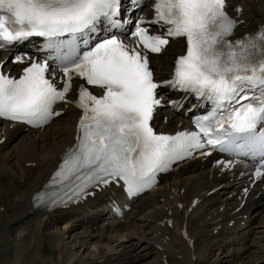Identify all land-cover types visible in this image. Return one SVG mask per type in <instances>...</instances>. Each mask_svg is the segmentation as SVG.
Returning a JSON list of instances; mask_svg holds the SVG:
<instances>
[{"label": "snow or ice", "instance_id": "1", "mask_svg": "<svg viewBox=\"0 0 264 264\" xmlns=\"http://www.w3.org/2000/svg\"><path fill=\"white\" fill-rule=\"evenodd\" d=\"M225 5L226 0H155L153 18L136 22L129 44L115 32L94 43L90 39L102 22L120 26L121 0H0V49L44 37L64 77L58 88L55 77L49 78L47 59L16 56L13 63L31 61L19 78L4 73L0 64V117L42 127L61 115L53 105L66 102L73 74L103 89L97 96L79 87L76 106L83 114L76 143L52 177L51 184L59 186L48 197L52 206L114 180L133 192L151 187L158 171L206 148L250 157L255 179L264 178V26L229 39L238 22ZM145 25L165 31L151 33ZM64 36L68 39H59ZM179 37L186 39V53L177 57L172 78L159 83L148 54L160 53L169 38ZM162 86L211 103L208 114L194 121L195 130L154 131L150 122L162 102L157 96ZM217 163L232 166V161ZM38 198L44 201L43 194Z\"/></svg>", "mask_w": 264, "mask_h": 264}, {"label": "bare ground", "instance_id": "2", "mask_svg": "<svg viewBox=\"0 0 264 264\" xmlns=\"http://www.w3.org/2000/svg\"><path fill=\"white\" fill-rule=\"evenodd\" d=\"M233 2L248 8L246 18H242V9L240 19L244 22L239 33L253 31L264 22V0ZM258 2L261 10L256 8ZM182 47L175 52V46H172L161 56L162 60L153 62L154 66L163 64L160 77L165 75L166 63L179 54ZM75 116V111L69 110L63 121L53 123L41 132H23L17 136L11 133L7 139L13 144L5 141L0 152V182L5 183V186L0 184V264H158V256L169 253L160 225L165 218L160 209L161 202L178 188L183 190L185 201L203 192L196 196L199 202L187 222L189 227L194 226L192 234L197 261H191L184 243L173 237L182 256L173 264H252L264 258V191L260 192V199L246 207L257 231L251 234L248 243V231H242L245 248L230 244V241L212 243L213 236L207 235L211 228L206 231V224L211 219L229 222L227 219L233 218L227 216L225 209L236 205L237 189L219 188L205 196L221 182L215 178L214 170L210 171L209 179L203 170L201 174L197 170L194 172L201 165L198 162L184 166L181 174L167 177L157 192L146 195L133 208V213L120 221L106 220L98 208L74 217H69L66 211L41 214L32 211L31 196L47 177L53 164L49 157L70 142ZM171 123L168 120L167 128ZM2 158L8 159V163L4 165ZM27 162L34 164L26 166L31 164ZM180 220L181 217L176 219L175 231ZM43 245L49 248L48 254L42 251Z\"/></svg>", "mask_w": 264, "mask_h": 264}]
</instances>
